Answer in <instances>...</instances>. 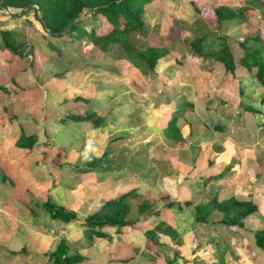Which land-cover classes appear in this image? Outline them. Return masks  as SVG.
I'll list each match as a JSON object with an SVG mask.
<instances>
[{
	"label": "rangeland",
	"instance_id": "374dc122",
	"mask_svg": "<svg viewBox=\"0 0 264 264\" xmlns=\"http://www.w3.org/2000/svg\"><path fill=\"white\" fill-rule=\"evenodd\" d=\"M220 4L245 10L244 21L217 31L232 50L264 34V0H154L134 45L170 35L174 44L146 74L117 48L51 38L33 12L0 8V30L19 33L31 49L16 56L0 42V264H51L45 254L61 241L83 256L80 264H264L253 239L264 229V91L245 70L229 75L181 44L195 21L213 26ZM93 113L103 119L97 129L64 119ZM175 116L184 142L163 135ZM22 138L35 142L20 148ZM90 157L102 159L98 169L78 172ZM129 192L137 195L125 212L132 226L89 236L82 218ZM230 197L258 206L243 228L218 224L216 212L206 224L193 221L195 206ZM46 202L77 219L52 220Z\"/></svg>",
	"mask_w": 264,
	"mask_h": 264
},
{
	"label": "trees",
	"instance_id": "16d2710c",
	"mask_svg": "<svg viewBox=\"0 0 264 264\" xmlns=\"http://www.w3.org/2000/svg\"><path fill=\"white\" fill-rule=\"evenodd\" d=\"M154 0H0V6L10 9L22 10L28 6L31 8L22 14L33 12L42 29L51 38L61 39L72 43H87L97 48L100 52H109L112 48L120 51V58L132 64L142 74L153 73L158 61L168 54L174 43H170L171 35L162 39L158 45L135 46L133 39L138 34H144V22L142 19L144 7ZM84 10H87L84 12ZM247 12V11H246ZM211 28H203L199 21L191 24V35L182 39L183 52L190 57L201 61L219 63L226 73L236 76L240 69L245 70L255 78L261 90L264 91V34L255 32L235 42L237 49L232 50L225 37L219 35V31L225 25L232 22H242L245 19V10L231 9L225 4L212 8ZM88 16L89 20H98L104 23V27L97 30L86 29L83 20ZM264 18V9H263ZM215 31V32H214ZM21 35L11 30H0V42L4 50L12 55L21 56L30 52L26 41H19ZM67 38V39H66ZM52 49L59 50L52 44ZM3 88L0 87V90ZM264 102V98H263ZM184 104L176 107V115L184 109ZM240 111L252 114L259 111L249 105H240ZM64 119L77 124H86L89 128L97 129L103 123V119L93 114L67 115ZM176 116L167 124L163 135L174 142H184V139L176 126ZM34 139H19L17 146L20 148L31 147ZM102 159L90 157L85 168L76 169L78 172L97 170ZM137 195L132 192L123 193L113 199L103 202L93 213L82 218L86 233L97 238L105 237L104 228L122 229L132 226L125 220V212L128 209V200ZM52 220L63 223L75 221L77 216L62 207H56L50 202L43 205ZM258 210L256 203L251 201H239L233 197L218 199L212 198L205 204L197 205L192 212L193 221L206 224L212 212L219 214L218 224L226 227L243 228V220ZM152 240L154 235L146 233ZM255 247L264 256V229L253 234ZM14 255L15 252H9ZM51 264H80L83 256L77 252L69 251L63 241L59 242L53 251L45 254Z\"/></svg>",
	"mask_w": 264,
	"mask_h": 264
},
{
	"label": "water",
	"instance_id": "95a60500",
	"mask_svg": "<svg viewBox=\"0 0 264 264\" xmlns=\"http://www.w3.org/2000/svg\"><path fill=\"white\" fill-rule=\"evenodd\" d=\"M1 9L8 10V7L0 6ZM31 8V6L26 7L25 9L20 10V12L27 11ZM87 10H84L86 12Z\"/></svg>",
	"mask_w": 264,
	"mask_h": 264
}]
</instances>
